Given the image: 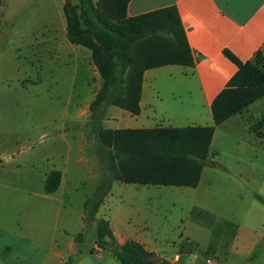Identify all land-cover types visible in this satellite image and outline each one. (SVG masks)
I'll list each match as a JSON object with an SVG mask.
<instances>
[{
	"label": "crops",
	"instance_id": "obj_1",
	"mask_svg": "<svg viewBox=\"0 0 264 264\" xmlns=\"http://www.w3.org/2000/svg\"><path fill=\"white\" fill-rule=\"evenodd\" d=\"M65 1L0 0V34L3 26L6 25L25 24L29 27L50 29V32L45 33L47 34L45 41L60 43L61 47L56 52L63 51V46L66 48L67 60L71 59V62L82 55L87 61L92 76V80L88 79L87 82L89 98L72 111L69 120L65 119V122L71 123L70 126L67 128L62 124L63 131L53 133L49 137L52 146H56L59 141L65 144L63 153L57 154L51 148L46 153H44L46 150H39L40 153L36 151L39 155L41 154L38 163L45 164L44 167L39 168L38 180L43 190L40 195L42 199L49 202L50 207L44 206L37 209L33 206L28 216L23 217L25 222L21 225L17 224V227L9 225L10 211H15L18 208L17 205L24 202L19 200L25 198L11 196L9 190L16 187L19 177L17 168L25 161L21 152L0 150V264H61L73 255L79 256L73 264H83L86 260V255L77 252L75 236L79 233L67 228L58 230L57 223L61 208L55 207L54 202L59 201L62 204L65 190L74 189L78 185V182L69 184L71 161L78 164L75 171L83 170L86 173L81 180H77L79 183L87 179L99 182L100 173L96 169L94 159L95 149L93 151L87 144L86 133L82 129H89L94 148L98 142L95 134L90 131L93 121L89 118V105L100 88L101 80L92 63L91 51L67 40L63 13ZM70 1L77 2V0ZM169 5H175L178 10L194 56L193 66L173 64L145 70L139 113L134 115L125 110L117 111L116 106H108L103 118L97 120L103 127L148 129L212 125V101L225 88L228 80L238 69L237 65L225 56L224 51H229L241 62L253 59L258 51L264 54V0H130L126 11L128 16H134ZM59 32L63 40L67 41L60 39ZM56 57L58 59L57 55ZM65 128L70 130L68 135ZM223 133L225 150L232 158V162L220 166L214 160L220 152L218 141ZM46 139L47 136L41 134L38 140L44 142ZM210 148L207 166L211 168V171L215 168H223L227 172L229 181L231 179L242 181L249 192L251 179L255 181L261 179L264 182V97L255 100L242 112L217 125ZM29 154L31 156V152L28 151L29 160L27 161L36 163L35 160L30 159ZM253 157L254 159L251 160ZM28 166H35L37 169L36 164ZM204 168L196 187L207 176ZM51 170L60 171L61 179L53 193H45L43 181ZM102 172L105 174L103 170ZM105 198L99 207L98 218H102L99 211ZM85 200L86 197L80 202L82 208ZM84 216V211L79 208L77 217L83 220ZM241 216L242 219L249 220L250 214L248 212ZM112 230L118 243L135 240L146 250L153 252L157 259L168 264H194L191 263L192 258L197 256L192 249L182 244H179L176 250L166 252L143 238L136 239L118 234L113 227ZM58 232H62L67 237V240L60 245H58ZM96 248L99 250L97 244Z\"/></svg>",
	"mask_w": 264,
	"mask_h": 264
},
{
	"label": "rangeland",
	"instance_id": "obj_2",
	"mask_svg": "<svg viewBox=\"0 0 264 264\" xmlns=\"http://www.w3.org/2000/svg\"><path fill=\"white\" fill-rule=\"evenodd\" d=\"M48 32L50 29L16 24L3 26L0 34V150L21 152L25 161L17 168L16 187L9 190L11 196L25 198L19 200L24 202L15 211H10L11 227L25 222L23 217L33 206L50 207L40 195L43 190L38 180L39 168L45 164L38 163L39 150L46 153L51 148L57 154L63 153L65 144L59 141L52 146L49 137L62 132V124L68 128L71 123L65 119L69 120L72 111L89 98L87 82L92 76L87 61L82 55L73 62L67 60L63 46V51L56 52L61 45L45 41ZM41 33L45 35L40 37ZM59 34L62 41H67ZM69 131L65 128L67 135ZM82 131L94 151L89 129ZM41 134L47 136L44 142L38 140ZM218 142L220 152L214 161L220 166L231 163L224 133ZM28 151L36 163L27 161ZM94 159L101 179L104 173L95 152ZM35 164L37 169L28 166ZM77 166L73 161L69 164V184L78 185L65 190L62 204L54 202L55 207L61 208L58 230L67 228L82 235L81 241L76 242L77 252L86 255L83 264H119L108 251L97 250L96 223L85 216L83 220L77 217L79 208L83 210L80 202L91 196L98 184L91 179L79 183L77 180L86 173L75 171ZM204 169L207 176L195 188L114 182L99 215L118 234L143 238L166 252L176 250L179 244L192 249L197 255L192 258L194 264L209 258L217 264H264V203L255 197L259 194L264 199V182L251 179L249 192L242 181H229L223 168L211 171L206 165ZM248 212L249 220L242 219L241 215ZM66 240L58 232V245ZM78 257L73 255V262Z\"/></svg>",
	"mask_w": 264,
	"mask_h": 264
},
{
	"label": "trees",
	"instance_id": "obj_3",
	"mask_svg": "<svg viewBox=\"0 0 264 264\" xmlns=\"http://www.w3.org/2000/svg\"><path fill=\"white\" fill-rule=\"evenodd\" d=\"M130 0H66L63 13L67 40L91 51L101 80L89 105L90 131L105 174L83 204L84 215L96 223L97 247L108 251L119 264H168L135 240L117 242L110 222L98 218V210L112 183L196 187L209 162L214 129L264 97V54L241 62L229 51L224 54L238 69L213 99V124L157 128L109 129L97 120L108 106L131 114L140 111L143 73L165 65L193 66L195 60L175 5L134 16L127 15ZM61 172L51 170L43 181L45 193L59 186ZM262 203L264 199L255 194ZM82 235L75 236L79 243ZM61 264H73L72 256Z\"/></svg>",
	"mask_w": 264,
	"mask_h": 264
},
{
	"label": "built area",
	"instance_id": "obj_4",
	"mask_svg": "<svg viewBox=\"0 0 264 264\" xmlns=\"http://www.w3.org/2000/svg\"><path fill=\"white\" fill-rule=\"evenodd\" d=\"M205 264H217V261L214 258H209L205 261Z\"/></svg>",
	"mask_w": 264,
	"mask_h": 264
}]
</instances>
